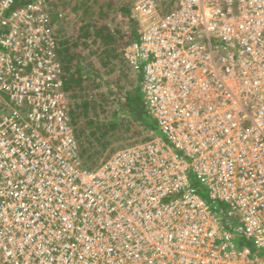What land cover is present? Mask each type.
Returning a JSON list of instances; mask_svg holds the SVG:
<instances>
[{"label":"built area","instance_id":"2783aa9c","mask_svg":"<svg viewBox=\"0 0 264 264\" xmlns=\"http://www.w3.org/2000/svg\"><path fill=\"white\" fill-rule=\"evenodd\" d=\"M13 4L1 24L38 40L0 36V264H264V0H135L124 56L163 136L94 170L63 111L50 6ZM18 57L40 67L7 83Z\"/></svg>","mask_w":264,"mask_h":264},{"label":"trees","instance_id":"16d2710c","mask_svg":"<svg viewBox=\"0 0 264 264\" xmlns=\"http://www.w3.org/2000/svg\"><path fill=\"white\" fill-rule=\"evenodd\" d=\"M30 1L31 0H14V4L10 10L28 4ZM71 1L73 2V0H65L63 6L62 3L64 0H46L50 6L49 15L51 17L48 26L51 30L57 32L55 38L56 45L53 48L55 60L61 67V82L63 90L67 92V97L72 101V98L75 97V95L72 94V91H74L77 86L80 87V91L89 90V87L84 88L83 81L90 79L91 75L85 73L82 68V64L89 54H96L101 58V61L105 63L111 62L112 58L120 57L130 43L140 39L141 26L140 23L138 24V21L131 16L133 0H120V2H118L119 7L117 8L109 6V4L112 3V0L108 1L109 4L108 2L107 4L106 2L103 3L104 0H90L91 4L88 6L89 17H96V19L84 22L83 24L79 23L80 25L74 24L77 15L76 12H78V10L72 5ZM98 1L102 2L99 11L96 9ZM103 5L104 7H107L104 14ZM67 9H69V13H64ZM62 13H64V15ZM112 14H116L118 19L122 21V24H116L115 26L113 24L115 16ZM110 16H112L111 23L105 18ZM77 28H80L79 31ZM6 33H9L8 23L2 25L0 21V36ZM106 94L107 92L105 91H100L99 93L94 91L93 93L90 88V91L85 93V95H89L88 97L84 98L81 102H72L70 104L71 123L78 140L80 141L82 154L86 155L88 153V147L87 149H84L85 144L91 145L90 141L87 142V138H85L87 132L86 127L88 124H92L95 127L92 129L91 134L94 136L97 135L99 139L110 136L111 132L117 130L119 127L118 119H112V124H109L106 120L101 121L99 118L94 119L90 117L88 103H91L93 107H97L99 103H106L107 108L111 107L112 104L109 103V100L113 101L111 97L105 98L106 101L102 100L98 104L96 103L98 100L97 96L102 98L106 96ZM113 96L121 101L120 103L128 112H130L131 116H129V118L131 117L132 121L139 123L142 130L150 131L151 136H163L158 128L156 120L150 115L147 108L144 93L140 88V81L138 82V88L135 92H121L119 94L117 92ZM9 98L10 97H8V99ZM89 99L91 101H88ZM3 109L8 111L6 106H4ZM116 110V107H114V111ZM151 136L149 135L148 137ZM148 137L146 139H149ZM103 145L107 146L106 144ZM86 160L87 163L91 161L90 155L86 157ZM95 166L96 165L90 167ZM202 191L205 192V190H201V192ZM249 244L253 246L252 242H249Z\"/></svg>","mask_w":264,"mask_h":264},{"label":"rangeland","instance_id":"374dc122","mask_svg":"<svg viewBox=\"0 0 264 264\" xmlns=\"http://www.w3.org/2000/svg\"><path fill=\"white\" fill-rule=\"evenodd\" d=\"M89 1L90 0H73V2L71 1L72 5L76 8V10H78V12H76L77 15H76V19L74 21V24L80 25V24H83L84 22L96 19V17H89L88 6H89V4H91V1L90 2ZM108 1H111V0H104L103 3L106 2V4H107ZM118 2H120V0H112V3L109 4V2H108V4H109V6H112L113 8H117V7H119ZM134 2H135V0H133V4H134ZM101 3H102L101 1H98L97 8H96L97 11H99ZM64 4H65V0L62 3V5L64 6ZM60 8H63V7H60ZM69 9H67L64 13H69ZM106 9H107V7H104V5H103V14L105 13ZM64 13H62V14L64 15ZM112 15L115 16L113 19V24L115 26H116V24L117 25L122 24V21L120 19H118V16L116 14H112ZM73 17H75V16H73ZM83 18H85V19H83ZM86 18H88V19H86ZM105 18H107L106 20H108V22L111 23L112 16L105 17ZM1 20H6V23H8V24L14 23L21 30H24V31H22V33L25 36H28L31 40H34L36 38L35 31L30 26L26 27V25H24L21 21H18V20H24L23 18L14 17V15H12V16H5V18H1ZM28 20L34 21V17H29ZM39 26H43V25L39 24ZM80 28H77L78 31ZM40 34H41L40 35L41 40H43L45 37L48 38L47 33L41 31ZM51 35L55 39L57 36V32L53 31ZM37 40H34V41L37 42ZM45 48L47 49V47H45ZM41 50L43 52V49H41ZM18 58L19 59L16 58V60H17L16 63H11V65H10L11 71L9 73L7 83L17 81L20 76H26L28 73H32L29 71L30 68L34 72L35 69H38L40 67L39 62L37 64L35 61L31 62L30 60L20 59V57H18ZM44 63L45 62L43 61L42 65ZM82 66H83L82 67L83 71L85 73H88L89 75H91L90 79L83 81L84 88L89 87V90L88 91H80V87L77 86L74 89V91H72L73 92L72 94L75 95V97L72 98V101L68 98L67 103L63 107V111H65L67 113L69 110V114H70V108H71L70 104L72 102L76 103V102L83 101L84 98L89 96V95H85V93L89 92L90 88H91L93 93H94V91H97L98 93L100 91L107 92L106 96H104L102 98H100V96H97L98 97V100L96 102L97 104L99 102H101L102 100H105V98H107V97H111L113 99V101L109 100V103L112 104L111 107H109V108H107L106 103H99L97 105V107H93L91 103H88V105H89L88 109L90 111V117H92L94 119L99 118V120H101V121L106 120V121H108L109 124H112V122H113V121H111L112 119H115V120L118 119V123H119V127L117 128V130L112 131L110 136H107L105 138L103 137L101 139H99L97 135L94 136L91 134L92 129L95 127L92 124L87 125V127H86L87 132H86L85 138H87V142L90 141L91 145L85 144L84 149H87V147H88V153L86 155L82 154V150H81L82 168L94 170L96 168L98 169L104 163L105 160H107L111 157V155L114 152L121 150V149H124V148H127L131 145H134V144H140L142 142L150 141L154 137L151 136L150 131L142 130L139 123L132 121V118L131 117L129 118V116H131L130 112H128L125 109V107L120 103L121 102L120 100H117V98L115 96H113L117 92H118V94L121 92L132 93V92H135L136 89L138 88V82H139L138 73L136 71H133V69L128 64V62L125 59L124 52L122 53V55H120V57L112 58L111 62H109V63H105V62L101 61V58L99 56H97L96 54H94V55L89 54V56L86 58V60L82 64ZM81 92H82V96H81ZM65 93H67V92H65ZM110 93H111V96H110ZM9 94H7V92H6L5 95L7 98L10 97ZM29 94H30V92H29ZM46 94H47V92H43L41 94V96L44 97V96H46ZM117 97H118V95H117ZM32 99H33L32 97L31 98H25L20 103L21 104L20 109L25 114L27 111H29L30 108H32V102H33ZM94 99H95V97H94ZM88 101H91V100L89 99ZM9 106L12 108H15L14 104H12V103H9ZM114 107H116V109H117L116 111H114ZM112 111H114V112H112ZM125 116H127V117H125ZM43 127L44 126L42 125L41 126V132H44ZM149 135L151 137H148ZM147 137L149 139H146ZM103 144H106L107 146H104ZM88 155H90L91 161H89L87 163L86 157ZM93 165H96V166L90 167ZM45 168H46L45 164H43L42 169H45ZM66 169H67V167L65 166V168H64L65 172H66ZM61 176L62 175H60V177ZM51 177H53V176L51 175ZM54 180L60 181L58 176H54ZM202 192L206 193L204 191H202ZM205 199L207 201H209L208 194H206ZM62 216H64V214H62ZM58 227L60 229L63 228V226H61V224ZM60 262L64 263V259L60 258Z\"/></svg>","mask_w":264,"mask_h":264},{"label":"crops","instance_id":"0c3cea01","mask_svg":"<svg viewBox=\"0 0 264 264\" xmlns=\"http://www.w3.org/2000/svg\"><path fill=\"white\" fill-rule=\"evenodd\" d=\"M133 7V6H132ZM131 16L133 17V19H135L136 21H138L139 19H138V16L134 13V11L132 12L131 11ZM138 24H139V22H138Z\"/></svg>","mask_w":264,"mask_h":264},{"label":"clouds","instance_id":"9594fccd","mask_svg":"<svg viewBox=\"0 0 264 264\" xmlns=\"http://www.w3.org/2000/svg\"><path fill=\"white\" fill-rule=\"evenodd\" d=\"M135 3V2H134ZM134 5V4H133ZM133 8V7H132ZM138 79H139V77H138Z\"/></svg>","mask_w":264,"mask_h":264}]
</instances>
